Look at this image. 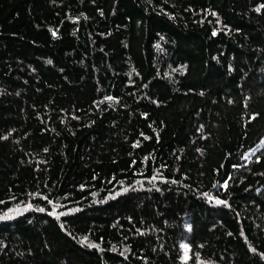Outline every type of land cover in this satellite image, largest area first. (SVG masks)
I'll use <instances>...</instances> for the list:
<instances>
[{"label":"trees","instance_id":"trees-1","mask_svg":"<svg viewBox=\"0 0 264 264\" xmlns=\"http://www.w3.org/2000/svg\"><path fill=\"white\" fill-rule=\"evenodd\" d=\"M0 264H264V0H0Z\"/></svg>","mask_w":264,"mask_h":264},{"label":"rangeland","instance_id":"rangeland-1","mask_svg":"<svg viewBox=\"0 0 264 264\" xmlns=\"http://www.w3.org/2000/svg\"><path fill=\"white\" fill-rule=\"evenodd\" d=\"M186 258H187V256H186Z\"/></svg>","mask_w":264,"mask_h":264}]
</instances>
